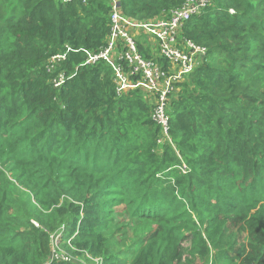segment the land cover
Returning <instances> with one entry per match:
<instances>
[{
  "label": "trees",
  "instance_id": "1",
  "mask_svg": "<svg viewBox=\"0 0 264 264\" xmlns=\"http://www.w3.org/2000/svg\"><path fill=\"white\" fill-rule=\"evenodd\" d=\"M184 1L119 7L150 21ZM111 12V0H0V264H47L63 226L67 250L103 264H182L187 237L208 252L202 227L247 236L214 264H264V0H211L185 23L207 53L171 95L162 144L148 92L119 94L114 68L87 62ZM147 40L140 52L168 68ZM59 53L57 88L47 63ZM116 213L132 224L129 248L108 246Z\"/></svg>",
  "mask_w": 264,
  "mask_h": 264
},
{
  "label": "built area",
  "instance_id": "2",
  "mask_svg": "<svg viewBox=\"0 0 264 264\" xmlns=\"http://www.w3.org/2000/svg\"><path fill=\"white\" fill-rule=\"evenodd\" d=\"M71 1V0H63ZM86 1V0H83ZM211 0H185L181 6L170 10L168 16L143 21L150 40L154 39L152 49L158 51V55L168 62V68L159 63L155 57L146 58L139 50L137 39L131 34L128 27L120 22L121 11L119 0H111V29L107 39V43L97 53H90L87 62L96 63L99 60L110 62L112 56L117 57L115 71V81L117 83V91L123 93L121 82L136 81L146 86L157 98L152 117L160 124L162 129V137H165L172 143L169 135V114L167 108L171 95L177 89V84L181 82L187 74L191 73L206 56L207 48L195 44L187 39L182 30L185 23L195 14L200 13L210 4ZM234 13V10H231ZM122 43L120 49V43ZM117 47V53L114 49ZM65 59L63 53L53 55L48 63L47 70L53 74L52 82L55 87L60 88L67 79L65 70L59 69ZM176 66L179 70L170 72V66ZM162 84L163 87H158ZM161 138L159 139V142ZM183 171H185L183 169ZM38 225L36 222H34ZM57 235L52 236V243L58 242L64 226ZM59 244V243H58ZM55 252V251H54ZM69 254L62 252L54 254L52 260L60 259L69 262ZM96 264H103L102 258L91 257ZM50 264V263H48Z\"/></svg>",
  "mask_w": 264,
  "mask_h": 264
},
{
  "label": "rangeland",
  "instance_id": "3",
  "mask_svg": "<svg viewBox=\"0 0 264 264\" xmlns=\"http://www.w3.org/2000/svg\"><path fill=\"white\" fill-rule=\"evenodd\" d=\"M154 39H151L153 41ZM151 48L153 46V42L150 44ZM62 229V228H61ZM203 232V240L205 244H207L208 252L201 254L198 250L192 249V241L190 237H187L182 245L183 259L182 264H214L213 259L215 258L216 253H221L225 250H229L232 246L236 244H240L242 239L247 238L245 234L232 232L231 230L223 229L218 233L212 234V229L205 230L202 227ZM62 230H60L61 232ZM108 236V246L109 248H115L119 250L123 246L129 248L130 243L136 240V236L133 232L132 224L129 220L125 218L122 214H115L114 220L111 222L108 232L106 233ZM59 243V244H58ZM53 251L51 255L61 254L62 252H66L69 254L67 256L71 260L69 262H75L77 264H94V260L88 256L83 255V253L79 252H71L67 250L68 247L64 246V242L60 241L52 243ZM55 251V252H54ZM75 251V250H73ZM130 251L127 249L124 250L127 258H131ZM49 261L48 263H50ZM47 263V264H48ZM216 264H236V260H231L228 256H221L219 260H217Z\"/></svg>",
  "mask_w": 264,
  "mask_h": 264
},
{
  "label": "crops",
  "instance_id": "4",
  "mask_svg": "<svg viewBox=\"0 0 264 264\" xmlns=\"http://www.w3.org/2000/svg\"><path fill=\"white\" fill-rule=\"evenodd\" d=\"M120 22L124 25H126L128 27V29L130 30L131 34L136 38V39H141L142 41L145 40V38H148V44L151 42L149 36L147 35L146 29L143 26V21H139L137 19L134 18H130L125 16L124 14H121L120 16ZM147 44V45H148ZM118 49L117 47L114 49V53H117ZM117 60L114 56H112L111 61L109 62V64L114 68V66H116ZM179 70L178 67L176 66H170L169 71L170 72H174ZM184 79V78H183ZM183 81V80H182ZM122 83V88H123V93L129 91L130 89L133 88H137V87H143L149 94V96L152 98L153 102H157V98L156 96H154V94L144 85H141L140 83H138L135 80H131L129 82H121ZM158 87H163L162 84H159ZM167 142V139L165 137H161V141L159 142V144L165 143Z\"/></svg>",
  "mask_w": 264,
  "mask_h": 264
}]
</instances>
